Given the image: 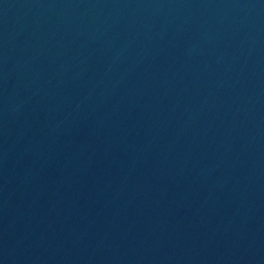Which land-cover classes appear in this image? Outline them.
Returning a JSON list of instances; mask_svg holds the SVG:
<instances>
[{
	"label": "water",
	"instance_id": "95a60500",
	"mask_svg": "<svg viewBox=\"0 0 264 264\" xmlns=\"http://www.w3.org/2000/svg\"><path fill=\"white\" fill-rule=\"evenodd\" d=\"M0 264H264V0H0Z\"/></svg>",
	"mask_w": 264,
	"mask_h": 264
}]
</instances>
